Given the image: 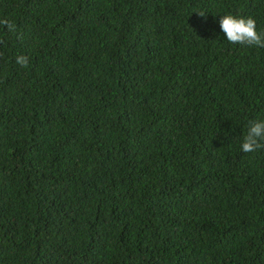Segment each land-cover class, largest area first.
I'll list each match as a JSON object with an SVG mask.
<instances>
[{
	"label": "trees",
	"instance_id": "1",
	"mask_svg": "<svg viewBox=\"0 0 264 264\" xmlns=\"http://www.w3.org/2000/svg\"><path fill=\"white\" fill-rule=\"evenodd\" d=\"M226 14L264 32V0H0V264H264V48Z\"/></svg>",
	"mask_w": 264,
	"mask_h": 264
},
{
	"label": "clouds",
	"instance_id": "2",
	"mask_svg": "<svg viewBox=\"0 0 264 264\" xmlns=\"http://www.w3.org/2000/svg\"><path fill=\"white\" fill-rule=\"evenodd\" d=\"M198 14L201 17L206 16L203 12ZM0 24L7 26L9 31L14 30V24L7 19L0 20ZM219 27L224 33L226 40L231 44L264 48V32L256 30V21L251 17L245 18L226 14L220 16ZM16 63L22 67L27 66L28 58L23 55L17 56ZM261 141H264V120H253L249 122L247 133L242 138L241 150L246 153L254 152L264 147Z\"/></svg>",
	"mask_w": 264,
	"mask_h": 264
}]
</instances>
